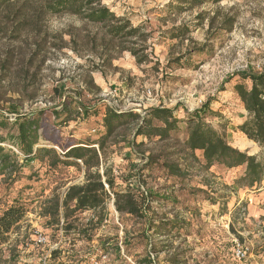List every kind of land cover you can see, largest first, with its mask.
I'll return each instance as SVG.
<instances>
[{"label":"rangeland","instance_id":"374dc122","mask_svg":"<svg viewBox=\"0 0 264 264\" xmlns=\"http://www.w3.org/2000/svg\"><path fill=\"white\" fill-rule=\"evenodd\" d=\"M105 5L142 28V35L111 42L79 16L47 15L38 46L30 40V29L19 32L14 21L0 19V114L10 119L0 138L16 133L18 115L48 110L40 133L45 130L49 140L40 141L61 155L59 150L103 136L107 108L142 117L150 109L165 108L184 121L187 112L208 105L214 114L208 124L233 147L250 156L260 154L261 148L239 130L247 112L233 86L238 74L264 69V0L199 6L181 0H107ZM123 48H133L137 55ZM8 55L11 64L3 72ZM79 97L100 114L68 124L56 120L53 109ZM75 102L72 108L80 111ZM137 124L110 140L100 172L111 170L118 191L141 184L145 194L154 192L160 199H153L150 216L168 224V230L156 233L149 222L120 216L113 198L101 222L93 212L81 214L83 225L95 218L81 231L78 226L60 228L63 219L60 227H47L41 204L55 191L63 199L68 187L83 184L84 168L50 169L46 161L24 162L21 156L26 176L34 179L0 177V208L20 199L29 201L30 211L11 245L4 247L3 259L17 244V264H60L52 257L56 250L64 264H142L147 256L154 264H264V183L254 188L238 184L243 168L207 169L201 153L195 160L184 149L182 131L168 141L150 140L135 136ZM3 146L10 148L9 143ZM166 164L179 166L184 174L173 175ZM174 224L180 229H170ZM38 235L46 242L40 244ZM238 243L249 250L244 261L235 257Z\"/></svg>","mask_w":264,"mask_h":264},{"label":"trees","instance_id":"16d2710c","mask_svg":"<svg viewBox=\"0 0 264 264\" xmlns=\"http://www.w3.org/2000/svg\"><path fill=\"white\" fill-rule=\"evenodd\" d=\"M105 1L107 0H0V19H3V22L14 21L15 29L19 32L28 33L27 30L30 29L29 32L33 36L30 40L35 41L38 46L42 43L39 41L41 23L47 15L79 16L84 22L105 32L111 42L123 43V41L138 37L139 34L142 35V28H134L129 20L118 17L105 5ZM181 1L199 6L206 2L217 5L224 0ZM122 51L137 55L133 48H123ZM9 55L2 64L3 72L11 64ZM238 77L239 80L233 86V93L247 112L246 120L239 126V130L261 148L258 155L250 156L233 147L224 133L208 124L207 118L214 115L210 112L208 105L201 110L187 112V118L184 121L179 120L173 110L165 108L150 109L145 117L131 110L117 111L107 108L101 122L104 130L103 136L97 140L89 139L83 143L68 146L63 151L64 155H59L54 147H49L40 141L41 139L49 140L45 130L40 133L43 129V117L48 113V110H41L32 112L31 115H18L15 120L16 124L14 123L16 133L7 138H0V177L10 179L12 182L21 179L33 180V176H26L20 164L21 156L24 162L31 159L46 161L50 169L79 167L77 160H81L85 171L84 183L68 187L63 199L55 191L41 204L40 216L46 220L47 227H60L61 219H63L64 223L60 228L73 230L78 226L81 231V227L85 228L88 224L94 223L95 218L98 223L102 221L107 203L113 198L115 209L120 216H130L149 222L148 226L152 227L156 233L166 231L168 224L161 221L155 222L150 216V212L153 211L151 207L153 199H160L154 192L147 190L145 194V191L141 190V184L137 188L129 187L127 190L118 191L115 188L116 178L111 170L105 168L104 173L101 174L102 156L106 146L119 130L137 123L135 136H145L150 140L159 138L160 141H168L174 138L172 133L182 131L186 136L183 142L184 149L195 160H199L196 154L201 153V160L207 169L212 167L226 170L243 168V174L237 183L245 184L249 188L260 187L264 183V69L257 73L238 74ZM75 101L80 102L79 107L82 112L78 108H72ZM56 107L52 114L56 120H62L67 124L71 120L81 118L88 120L100 114L98 110L81 104L80 97L63 101ZM181 124L185 125L184 129L180 127ZM9 125L10 119L0 114V130L7 129ZM5 143L10 144L9 149L3 146ZM51 143L56 144L55 141ZM12 147L17 152L12 150ZM166 165L173 175L184 174L179 166ZM105 184L108 185L109 191ZM2 207L0 208V264H17L20 258L17 251L18 245L10 249V255L6 259H3V249L11 245L12 235L18 232L26 221L30 211L29 201L18 199ZM86 212H93L95 218L83 225L78 221H80L81 214ZM180 227L179 224H174L170 229H180ZM60 253L58 250L54 251L53 260H59L58 263L64 264L60 261ZM142 264H154V262L150 256H147Z\"/></svg>","mask_w":264,"mask_h":264},{"label":"built area","instance_id":"2783aa9c","mask_svg":"<svg viewBox=\"0 0 264 264\" xmlns=\"http://www.w3.org/2000/svg\"><path fill=\"white\" fill-rule=\"evenodd\" d=\"M80 112H82V109H80ZM12 150L17 152V150L15 148H13V147H12ZM57 150H58V148H57ZM59 151H60L61 155H64V153L61 150H59ZM77 162L79 163V165L83 166V163H82L81 160H77ZM105 187L109 191L108 185L105 184ZM37 240H38V242L40 244H43V243L46 242V239L43 238L41 235L37 236ZM248 251H249L248 248H246L244 245L238 243L236 245V248H235V257H236V259L239 260V261H244L247 258Z\"/></svg>","mask_w":264,"mask_h":264}]
</instances>
